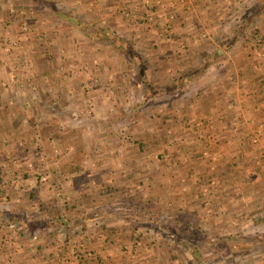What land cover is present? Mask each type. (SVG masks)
<instances>
[{
	"label": "rangeland",
	"instance_id": "1",
	"mask_svg": "<svg viewBox=\"0 0 264 264\" xmlns=\"http://www.w3.org/2000/svg\"><path fill=\"white\" fill-rule=\"evenodd\" d=\"M11 3L23 9L0 7V249L6 261L44 263L35 254L38 230L22 238L9 218L36 226L34 199L40 198L72 214L106 210L107 217L96 215L105 217L100 223L86 224L85 236L76 233L78 223L65 236L55 224V255L65 249L71 264L85 257L79 246L91 250L99 243L100 230L102 246L121 248L124 264H145L152 251L160 254L157 263L181 256L186 239L178 243L164 228L119 214L146 204L166 208L162 224L179 208L200 214L203 232H218L226 249L208 253L202 246L196 250L201 261L264 264V178L258 170L248 175L242 164L246 135L237 93L243 78L252 79V88L264 78V0ZM171 17L178 23L170 24ZM116 37L129 54L115 47ZM216 50L225 58L211 61ZM140 73L160 93L145 98ZM180 76L178 93L160 87ZM225 97L237 105L213 113L210 99L217 108ZM209 113L218 124H209ZM252 132L245 146L256 143ZM185 256L184 264H198Z\"/></svg>",
	"mask_w": 264,
	"mask_h": 264
},
{
	"label": "crops",
	"instance_id": "2",
	"mask_svg": "<svg viewBox=\"0 0 264 264\" xmlns=\"http://www.w3.org/2000/svg\"><path fill=\"white\" fill-rule=\"evenodd\" d=\"M2 6L8 7L10 10H13V9L21 10V9H23L22 6H14L13 7L11 0H0V7H2ZM31 7H33V6L31 5ZM94 8H96V7H94ZM0 13H2L1 8H0ZM221 58H225V56H222ZM263 79L264 78L260 79V81H263ZM243 80H244V84L242 85V89L238 90V92H237L241 96V98L238 99V100H240L238 107L242 108V134L246 135V136H242V157L245 158L244 162L242 164H243V167H245V171H247L248 175H249V173L253 175L254 171L258 170L256 175L261 174L264 178V84L261 82H258L257 86L252 88V83L250 82L252 79L250 80L249 78H245V79L243 78ZM227 95H229V94H227ZM216 101L217 100H215V98L210 99V103L211 102L213 103V105L211 107V110L213 113L217 112V109L225 111L228 109H232L235 104L237 105V102H235V103L230 102L225 97L224 99H222V104L219 107L215 108V102ZM223 111H221V112H223ZM238 112H239V110L237 111V114H238ZM210 115H211V113H209L208 116L210 117ZM214 115H213V117H214ZM239 116L240 115L236 116L237 121L235 122V124H237V126L239 125V121H240ZM213 117H210L211 120H209V124H212L211 126L218 124L217 123L218 118L213 119ZM220 123H222V121H220ZM252 130H255V132L257 131V134H254L255 132L253 133ZM251 132H252V136H249V137L250 138L253 137V141L256 143L253 145L245 146L246 141H247L246 137H247V135H249V133L251 134ZM211 136H213V135H211ZM255 148H256V150H252ZM246 159H248L249 161L251 160L252 164L248 160L245 161ZM252 165H253V167H251ZM239 183H241V182H239ZM41 200H43V199H41ZM35 204L37 205L36 206L37 212L40 213L39 216L32 218L34 220L39 218L37 221H35L36 227H37L35 229L38 230L36 232V235L34 236V242H37L36 245L34 244L35 250H36L35 254H40L42 256V258L44 260L43 264H65L68 261L67 260L68 258L66 257L65 249L62 250L61 254H58V255H61L62 257L55 255V253H56V248L54 246L55 234L53 232H51L52 230H55V224H59V223L58 222H50L49 217L46 214V212L41 211L39 209L37 201L35 202ZM241 204H242V207L243 206L245 207V205H246L243 202ZM59 209L61 210L62 215L72 214L70 211H66L65 209H61V208H59ZM80 215L81 216H79L80 217L79 222L86 221V223H85V226H82V224H77L76 227H80V228L76 230V233L77 234L80 233L83 236L88 234V229H85L86 224L90 223L91 221H97L98 223H100L99 220H103L105 217H107V216H105V217L100 216L99 218L92 217V219H90V221H87L86 219L83 220L82 214H80ZM84 217H86V215ZM200 217H201V221H203L202 216H200ZM224 219L227 222L231 221L230 215L226 216ZM39 220H40V222H38ZM58 227H59V230L56 232H60V234L64 233V236H65V234L68 232L67 231L68 227H66L65 225H62V224H59ZM101 231L102 230L98 231L99 233H97L95 235L96 238L98 237L97 239H99V243L97 242L96 246L92 248L93 250L91 249L92 253H91V250L87 244H83L82 245L83 247L79 246V248H77V251H82L81 253H84L85 257L83 259L77 260L76 264H105L106 262L108 264H120L121 262H122L121 264H124L125 260H124V258H122L120 256V255H122L121 253H124V252H122L121 248L118 249L115 247V248L107 249V247L102 246L103 241H101L100 238L101 237L105 238V235H103ZM116 234L120 235L117 232L114 235H116ZM125 234H127L128 237H133V234H131V233H125ZM0 238H1V236H0ZM45 240H46V242H44ZM85 251H86V253L89 252L87 254L88 256H86ZM3 252L4 251H2L0 249V264H24L23 262L22 263L18 262L19 260L17 258H14V259L8 258V260L6 261L5 257L7 255L4 256L5 254H3ZM212 252H214V251H212ZM10 253H12V255H14L13 257H15V255L17 254V249L12 250ZM208 253H210V250L208 251ZM132 256H133V261L137 262L138 258H135L136 256L134 254ZM158 256H160L159 252H153L152 251L151 253L148 254V261L145 264H184L185 263V260L181 256L175 257L174 259H172L173 261L169 262V263L162 256V259L165 260L164 263H162V262L157 263L156 258L158 259ZM38 260L40 261L41 259L37 258V261ZM126 260H127V258H126ZM68 263L71 264V263H74V261H72L70 259L68 261ZM215 263L216 262H213V264H215ZM37 264H39V263H37ZM125 264H126V262H125Z\"/></svg>",
	"mask_w": 264,
	"mask_h": 264
},
{
	"label": "trees",
	"instance_id": "3",
	"mask_svg": "<svg viewBox=\"0 0 264 264\" xmlns=\"http://www.w3.org/2000/svg\"><path fill=\"white\" fill-rule=\"evenodd\" d=\"M259 9H261V8L258 7L254 11L258 12ZM248 13H249L248 15H250L252 13V10L249 9ZM169 22H170V24H177L178 23V21L175 17L169 18ZM242 27H244V24L242 25ZM253 33L258 34L256 32V30H254ZM257 36H260V35L258 34ZM260 37H264V35H262ZM114 39H115L114 45L117 49H120V51H122L125 54L130 53V50H128L126 45L123 44L121 38L116 37ZM215 53H216V56H210V58L212 59L211 61H214L213 59L217 60V58H220L222 56L221 53H219L217 50ZM214 57H216V58H214ZM139 78H140L141 84L143 86L145 98L146 97L147 98L153 97V96H155L156 93H158V92L160 93V90L162 88H159V86L158 87L156 86L157 87L156 88L151 82H147L141 73H140ZM182 80H183L182 76H180L179 78H177V81L175 83L173 82L172 84H170L167 87L165 84H163V86H160V87H163L164 90L166 89V91L168 93H170L172 91H175V93L177 91V93H178L179 88L182 86L181 85ZM261 83L264 84V80ZM102 191L104 192V190H102ZM105 191H107V188ZM106 195H108V193ZM30 197L32 199L37 198V196L35 194H32V193L30 194ZM105 197L106 196H103L102 198H100V199H102L101 201H103L105 203L111 202V201H106ZM122 199L125 201H128V199L125 198L124 196L120 197V201ZM34 200H35V202L36 201L38 202L39 209L41 211L46 212V214L49 217L50 222H58L59 224L65 225L66 227L70 226L71 224L76 225L77 223L82 224V226H85L86 221L79 222V219H80V217L78 216L79 213L82 214L83 220L86 219L87 221H90V219H92V217H97L96 215L101 214V215L105 216L104 213L106 211V210H102L99 207V208L93 210L92 212L86 213V214L83 213L84 211H80V212L76 211V212H74V214L62 215L61 210L57 206L47 204L45 201L41 200L40 198H37ZM88 200H86L85 204H86V206L90 207L91 205L88 203ZM132 204H134V202ZM172 206L175 207L176 205L172 204ZM96 207H98V205H96ZM125 207H128V204L125 205ZM125 207H122V208L119 207V208L120 209H126ZM145 208L146 209L151 208L152 212L150 209L145 210ZM177 209H178L177 213L173 218L168 219L169 217H167V220H169V221H167V222L165 221L166 224H162L161 222H159V220H160L159 217H163L160 214H164L163 212H166V208L158 207V206H155L152 208L151 205H149V204L144 205L143 209L140 206L137 211L136 210L132 211V212L128 211V213H124V211L120 210L119 214L121 216L124 215L123 217L125 220H131V219H133V217H135L134 219L137 220L138 222H141L143 220L149 221V223L151 225L155 226V228L158 230L164 228L169 233V236L178 243L181 240L186 239V242H185L186 247L183 249V253L181 254V257L183 259L187 258V256H185V254L188 252L190 255H193L194 258L196 257V260H198V264H204V263L205 264H213L212 260L201 261L200 257H198V254L196 253L198 251H196V250H199V248L202 246H204L203 248L207 247V250L209 249L210 251H213V249H216V251L226 249L225 244L220 243L218 238H217L218 232L216 230H214V231L210 230V232L208 231L206 233L203 232L202 231L203 226L201 225L202 221H201L200 214H197V213L192 214L191 212L187 213L186 211H184V212L180 211L179 208H177ZM108 211L110 212L109 209H107V212ZM83 215L84 216L86 215V217H84ZM9 218L11 221H13V223H11L10 226L13 229H15V231L22 238L32 236L34 229L37 228L35 225L30 224L24 217L20 218L19 216L10 215ZM205 237H206V240H205ZM194 246H196V248ZM226 246H227V244H226ZM207 250H205V251H207ZM173 257H175V256H173ZM177 257H179V256H177Z\"/></svg>",
	"mask_w": 264,
	"mask_h": 264
}]
</instances>
